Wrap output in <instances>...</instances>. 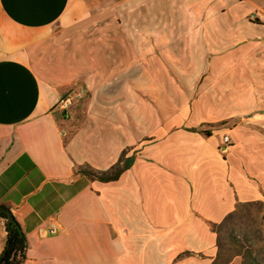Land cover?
I'll return each mask as SVG.
<instances>
[{"label":"crops","instance_id":"crops-1","mask_svg":"<svg viewBox=\"0 0 264 264\" xmlns=\"http://www.w3.org/2000/svg\"><path fill=\"white\" fill-rule=\"evenodd\" d=\"M256 10L264 0H0V206L24 229L25 264H213L224 230L264 226ZM124 154L116 181L77 174ZM6 241L0 218V255Z\"/></svg>","mask_w":264,"mask_h":264},{"label":"trees","instance_id":"trees-1","mask_svg":"<svg viewBox=\"0 0 264 264\" xmlns=\"http://www.w3.org/2000/svg\"><path fill=\"white\" fill-rule=\"evenodd\" d=\"M204 133L211 136L209 131ZM125 157L126 154L108 171H98L87 166L79 168L77 174L101 182L116 181L132 166L133 159ZM0 207L9 210L4 206ZM0 218L5 221L7 231V241L2 253L7 252L0 264H25L28 242L22 225L15 217L14 221L8 224V216L5 213L0 214ZM218 248V255L213 264H231L235 258H241L242 264H264V226L258 230V238L240 237L232 230L226 229L220 233Z\"/></svg>","mask_w":264,"mask_h":264},{"label":"rangeland","instance_id":"rangeland-1","mask_svg":"<svg viewBox=\"0 0 264 264\" xmlns=\"http://www.w3.org/2000/svg\"><path fill=\"white\" fill-rule=\"evenodd\" d=\"M248 20H250L253 23H257V24L259 23L260 25H263L264 24V11L256 10L255 13H252L251 15H249ZM87 97H88V94L85 92L84 89H81L80 92H75V91L70 92L62 98L60 105L63 106L64 101L69 99L70 104L68 105V108L65 109V111H68L71 109L72 106L75 107L76 102L78 103V105H81V106L85 105ZM227 127L229 128V127H231V125H228ZM230 230H232V229H230ZM233 232L240 237L258 238V231H256V232H236V231H233ZM231 264H242V259L241 258H235Z\"/></svg>","mask_w":264,"mask_h":264},{"label":"built area","instance_id":"built-area-1","mask_svg":"<svg viewBox=\"0 0 264 264\" xmlns=\"http://www.w3.org/2000/svg\"><path fill=\"white\" fill-rule=\"evenodd\" d=\"M69 104H70V100L69 99L66 100V101H64V103H63L64 110L68 108V105ZM224 142L226 144H229L230 143V137H229V135H227V136L224 137ZM48 229H49V233L51 235H55V234H57L59 232L58 224L57 223H52Z\"/></svg>","mask_w":264,"mask_h":264},{"label":"water","instance_id":"water-1","mask_svg":"<svg viewBox=\"0 0 264 264\" xmlns=\"http://www.w3.org/2000/svg\"><path fill=\"white\" fill-rule=\"evenodd\" d=\"M2 213H5V214L8 216V224H10V223H12V222L14 221V216H13V214H12V212H11L10 210H4V209H2V208L0 207V214H2ZM6 252H7V251H5L4 253H2V254L0 255V263H1L2 260L5 258V256H6Z\"/></svg>","mask_w":264,"mask_h":264}]
</instances>
